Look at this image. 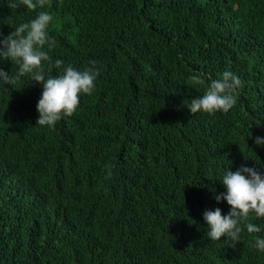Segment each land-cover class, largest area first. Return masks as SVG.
<instances>
[{
    "label": "trees",
    "instance_id": "trees-1",
    "mask_svg": "<svg viewBox=\"0 0 264 264\" xmlns=\"http://www.w3.org/2000/svg\"><path fill=\"white\" fill-rule=\"evenodd\" d=\"M39 10L55 17L54 46H45L52 60L77 69L96 61L100 72L92 93L51 128L36 124L38 83L25 76L14 88L0 85L8 97L0 103V138L11 162L27 166L22 150L46 154L48 169L41 164L35 178L56 192L51 198L26 190L0 204V264H56L55 247L79 216L66 188L95 203L105 224L119 223L109 264H132L146 248L193 264L200 245L210 255L200 264H220V257L264 264V252L252 246L264 232L245 230L238 242L222 237L210 246L203 220L205 210L229 211L214 199L225 191L219 178L226 169L264 171V149L250 138L264 136V0H51L37 10L0 0V32L9 34ZM0 67L15 72L11 61ZM225 70L242 81L235 107L192 114L184 102L205 88L189 75L215 79ZM58 72L53 67L51 74ZM69 209L73 219L58 221ZM252 222L264 227V218Z\"/></svg>",
    "mask_w": 264,
    "mask_h": 264
},
{
    "label": "clouds",
    "instance_id": "clouds-1",
    "mask_svg": "<svg viewBox=\"0 0 264 264\" xmlns=\"http://www.w3.org/2000/svg\"><path fill=\"white\" fill-rule=\"evenodd\" d=\"M22 5L27 10H37L51 7V0H9V7L16 8ZM54 15L47 10L36 11L34 18L27 22L17 24L13 30L4 35L0 32V63L11 61L15 72H6L0 67V85L15 87L22 77L27 76L30 82L34 81L41 86V94L36 104L39 126L54 127L62 117L71 116L77 110L82 95H90L95 87L99 75L96 61H89V66L77 69L71 64L63 67L64 61L49 55L54 46V40L49 34L54 24ZM45 64L48 65L47 70ZM59 70L58 74H51L52 68ZM189 82L194 86H203L205 91L184 103L193 114L197 112L214 114L217 111L227 113L237 103V93L242 81L230 70H225L215 79H208L203 73L191 74ZM250 92L248 90H243ZM258 95V92H257ZM7 94L0 91V103L7 99ZM264 122V121H263ZM264 127V123H263ZM0 138V193L1 205H8L9 195L23 194L26 190L45 193L47 197L54 198L56 192L44 191L42 182L35 178L41 164L48 169L49 156L39 152H25L28 164L25 168H17L8 156L5 147L6 137ZM258 148L264 149V136H250ZM259 165V164H257ZM110 167V166H108ZM264 169V165H260ZM25 173V176H24ZM111 175V172H109ZM219 183L225 191L215 193L217 203L226 202L229 211L222 214L219 207L203 212V220L207 224L205 235L210 239V246H215L225 240L238 242L242 231L249 234L264 232V227L253 223L252 218H264V171L240 165L235 171L226 169L219 178ZM65 197L72 200V206L79 211L76 219L72 218L70 209L62 212L58 221L66 223L72 221L68 234L64 240L55 247L53 259L56 264H109L107 252L118 245L119 223L105 224V216L95 214V203L88 205L77 200L69 188L64 191ZM92 209V211H90ZM6 217V213L3 214ZM72 218V219H71ZM177 234L178 242L182 243V234ZM68 238V239H67ZM253 247L258 252H264V235L253 236ZM178 245V243H177ZM200 245V244H199ZM197 253L198 258L191 260L193 264L209 257L204 255L202 245ZM173 253V252H172ZM172 253L167 257H157L151 249L144 250L132 259V264H181L172 259ZM213 256V255H212ZM220 264H229L225 258L220 257ZM232 264V263H231Z\"/></svg>",
    "mask_w": 264,
    "mask_h": 264
}]
</instances>
